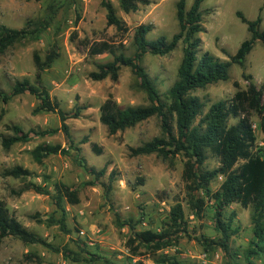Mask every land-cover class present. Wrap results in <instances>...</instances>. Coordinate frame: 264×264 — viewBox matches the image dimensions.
<instances>
[{"label": "rangeland", "instance_id": "rangeland-1", "mask_svg": "<svg viewBox=\"0 0 264 264\" xmlns=\"http://www.w3.org/2000/svg\"><path fill=\"white\" fill-rule=\"evenodd\" d=\"M102 1L0 0V25L8 28L22 29L29 21L51 19L49 27L37 40L18 43L6 52H0V87L9 97L7 103L0 99V200L24 227L60 250L26 245L8 237L0 242V264H38L26 260L29 254L40 256L41 264H248L245 251L253 235L251 209L239 204L227 208L226 222L233 217L232 228L237 231L231 238L229 251L220 247L205 251L200 243L202 236L217 242L221 234L215 228L213 201L203 191L197 193L205 199L202 217H197L191 209L188 183L183 177L186 158L181 154L168 160L157 154L131 155V148L165 137L159 117H152L116 135H110L100 122V107L109 97L123 107L148 106L150 102L130 67H122L117 82L111 79L93 81L89 75L98 70V65L111 62L113 58L108 53L91 56L88 44L107 41L127 56H133L135 30L142 25L152 27L148 41L160 37L171 40L180 31L177 19L180 0H150L149 5L140 6L130 14L121 11L119 0H110L118 16L127 24V32H119L107 25V11ZM193 2L187 0V11ZM200 10L203 28L199 34L202 40L200 52H210L223 62L229 61L251 36L238 13L249 21L260 17V31L264 30V0H207ZM185 47L181 41L169 55L147 54L142 59V66L162 96L178 79ZM52 50L58 56L42 73V82L64 111L74 112L81 108L80 116L67 121L69 137L60 131L5 150L2 138L13 135L11 128L15 125L24 132L61 126L56 114H33L38 105L33 95H12L17 81L28 79L31 84H37L34 56L45 61ZM229 75L227 82L192 92L205 104L204 113L219 101L231 100L238 90H246L250 82L258 87L264 85V42L255 44L243 67L232 65ZM252 121L257 135L256 148L264 151L259 116L253 115ZM236 122L231 119L230 125ZM172 124L176 130L175 123ZM44 143L70 148V153L52 155L39 164L33 159L32 151ZM93 144L102 148L101 155L92 150ZM75 148H80V152ZM78 156L85 159L88 168L98 172L104 169L105 175L99 179L91 175L78 163ZM17 166L29 170L31 175L26 179L3 177L4 171ZM218 166L219 159L209 154L205 170ZM222 182V177L215 180L212 190H218ZM31 184L41 187L45 193L30 189ZM57 184L76 189L79 194V204L63 202L67 231L59 224H51L52 219L63 218L54 203ZM177 203L183 206L188 235H181L177 246L157 253L142 247V255H132L126 245L132 231L128 227H119L118 217L123 221L133 219L136 231L159 233ZM63 250L72 251L78 261L68 259ZM161 258L167 261L159 262ZM253 264H264V259L255 258Z\"/></svg>", "mask_w": 264, "mask_h": 264}, {"label": "trees", "instance_id": "trees-1", "mask_svg": "<svg viewBox=\"0 0 264 264\" xmlns=\"http://www.w3.org/2000/svg\"><path fill=\"white\" fill-rule=\"evenodd\" d=\"M205 1L207 0H194L189 11L186 9L187 0L179 1L177 19L180 31L171 40L160 37L157 40L148 41L147 36L152 27L149 25L138 27L134 34L136 51L133 56H127L117 46L107 41L88 44L91 56L108 53L113 58L111 62L98 65V70L92 72L89 77L93 81L111 79L117 82L122 67L132 69L133 74L140 80V87L147 94L150 104L141 107H123L113 97H109L100 107V122L108 129L110 135H116L152 117H159L165 137L155 138L139 147L131 148V155L157 154L168 160L181 154L186 158L183 177L188 183L191 209L197 217H202L206 206L205 199L197 196V193L203 191L213 201L215 228L221 234V239L217 242L202 236L200 243L205 251H213L217 247L229 251L231 238L237 231L232 228L233 217L226 222L227 208L233 204H239L245 209H251L253 235L245 251V258L248 264H253L255 258L264 259V151L256 148L257 135L252 121L253 115L259 116L260 129L264 134V85L258 87L250 82L246 90H238L231 100H222L213 104L207 113H204L205 104L199 97L193 96L192 92L219 82L229 81V70L232 65L241 67L245 65L255 44L258 41L264 42V30L260 31L262 19L258 17L255 21H249L242 13H238L239 18L247 24L251 36L241 44L237 53L231 56L229 61L223 62L210 52H200L202 40L199 34L203 31L200 9ZM150 3V0H119V7L125 14H130L136 12L140 6H147ZM102 5L107 11V25L115 27L119 32H127V24L118 16L113 3L110 0H103ZM50 22L51 19L39 22L29 21L22 29H11L0 25V52H6L18 43L37 40L39 34L49 27ZM181 41L186 47L178 70V79L165 96H162L142 66V59L147 54L169 55ZM57 56L54 50L47 55L45 61L35 55L37 84H31L28 79L17 81L12 95L26 93L33 95L38 100L33 114H56L60 118L61 126L24 132L21 127L15 125L11 128L13 135L2 138V146L5 150H10L16 144L28 143L34 138L55 135L60 131L69 137L67 121L78 118L81 108H77L74 112L64 111L59 102L51 97L49 89L42 82V73L51 67ZM244 77L251 79L250 76L244 75ZM235 85L239 87L238 83ZM0 99L4 103L9 101V97L4 94L1 87ZM231 119L237 122L230 125ZM172 123H175L176 130ZM71 147H74L73 143ZM75 150L80 152V148ZM92 150L97 155L102 154V148L97 144L92 145ZM69 153L70 148L44 143L32 151V157L40 164L52 155H69ZM209 154L219 159V166L213 170L204 168ZM78 157V163L91 175L96 176L97 179L105 175L104 169L98 172L95 168H88L85 159ZM2 175L14 179H26L31 172L17 166L4 171ZM220 177L223 178V182L218 190L213 191L212 183ZM29 188L41 194L45 193L41 187L34 184H31ZM64 201L70 205L79 204L78 191L64 184H57L54 203L63 213V218L61 220L54 218L51 224H59L62 230L67 231ZM117 224L121 228L128 227L132 231V236L126 245L134 256L142 255L140 252L142 247L150 253H157L177 246L181 235H188L185 212L181 203L172 207L169 221L163 224L159 233L151 230L136 231L133 219L123 221L118 217ZM8 237L16 238L26 245H43L56 252L60 251L11 216L5 203L0 200V242ZM63 253L68 259L78 261L72 251L63 250ZM26 260L38 264L43 262L42 258L36 254L26 255ZM166 261L164 258L159 260V262Z\"/></svg>", "mask_w": 264, "mask_h": 264}]
</instances>
